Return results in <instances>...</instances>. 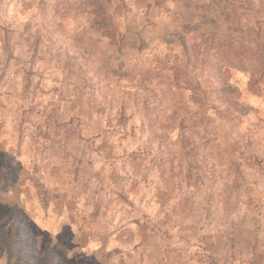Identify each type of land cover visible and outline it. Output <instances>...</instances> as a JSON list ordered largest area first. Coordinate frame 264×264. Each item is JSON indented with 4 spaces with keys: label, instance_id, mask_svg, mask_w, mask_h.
Wrapping results in <instances>:
<instances>
[{
    "label": "rangeland",
    "instance_id": "374dc122",
    "mask_svg": "<svg viewBox=\"0 0 264 264\" xmlns=\"http://www.w3.org/2000/svg\"><path fill=\"white\" fill-rule=\"evenodd\" d=\"M262 2L0 0V264H264V84L192 50Z\"/></svg>",
    "mask_w": 264,
    "mask_h": 264
},
{
    "label": "trees",
    "instance_id": "16d2710c",
    "mask_svg": "<svg viewBox=\"0 0 264 264\" xmlns=\"http://www.w3.org/2000/svg\"><path fill=\"white\" fill-rule=\"evenodd\" d=\"M260 5H264L262 2ZM98 12L94 26L98 30L111 26V18L104 15L100 6H96ZM234 16L227 13L226 18L234 24ZM259 28L256 32L254 43H245L232 32L222 34V30H210L206 25L195 27L193 33H198L192 50L196 60V68L203 77L212 80L222 74L224 69H235L241 72L251 73L256 82L264 84V21L257 20ZM166 39V38H165ZM169 39V38H168ZM143 43V42H142ZM219 94L221 101L233 108L236 112L247 115L251 109L241 106L235 98L236 88L220 80ZM200 87V84H198Z\"/></svg>",
    "mask_w": 264,
    "mask_h": 264
}]
</instances>
